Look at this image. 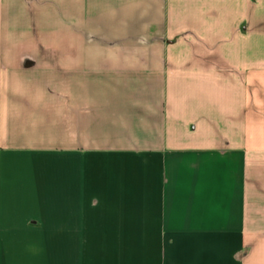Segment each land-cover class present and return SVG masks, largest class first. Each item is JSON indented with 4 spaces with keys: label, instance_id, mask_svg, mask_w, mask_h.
<instances>
[{
    "label": "crops",
    "instance_id": "1",
    "mask_svg": "<svg viewBox=\"0 0 264 264\" xmlns=\"http://www.w3.org/2000/svg\"><path fill=\"white\" fill-rule=\"evenodd\" d=\"M264 264V0H0V264Z\"/></svg>",
    "mask_w": 264,
    "mask_h": 264
},
{
    "label": "rangeland",
    "instance_id": "2",
    "mask_svg": "<svg viewBox=\"0 0 264 264\" xmlns=\"http://www.w3.org/2000/svg\"><path fill=\"white\" fill-rule=\"evenodd\" d=\"M90 242V264H145V243Z\"/></svg>",
    "mask_w": 264,
    "mask_h": 264
}]
</instances>
